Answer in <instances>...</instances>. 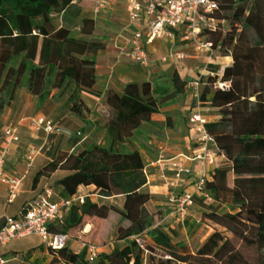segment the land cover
Wrapping results in <instances>:
<instances>
[{
	"label": "trees",
	"instance_id": "trees-1",
	"mask_svg": "<svg viewBox=\"0 0 264 264\" xmlns=\"http://www.w3.org/2000/svg\"><path fill=\"white\" fill-rule=\"evenodd\" d=\"M218 1V15L226 29L211 31L208 39L215 54L230 55L233 61L218 76L207 77L201 93L203 103L208 102L218 114L206 128L215 138L219 159L207 182L213 201L195 198L194 205L215 213L222 205L226 207L222 215L225 232L215 229L192 250L175 239L176 231L168 232L157 224L155 214L147 208L152 196L142 190L147 182L145 165L133 138L135 130L150 121L164 101L183 91L186 81L175 74L171 94L162 95L150 82L128 83L122 95L113 90L107 93V103L115 110L107 122L108 145L69 152L58 144L48 151L50 160L36 173L34 186L42 177L64 170L67 174L57 181L61 197L75 194L82 185H94L105 197L125 196L121 209L88 196L84 203L74 204L62 221L50 225L55 232L70 235L79 231L89 237L95 225L84 233L86 225L94 219L106 220L114 210L122 216L116 232L123 243L100 253L97 262L87 260L86 248L80 252L69 247L51 250L54 258L50 264H264V0ZM81 3L0 0V92L5 90L12 99L24 80L42 105L53 89H69L72 112L84 116L89 111L81 93L99 96L94 89V61L86 57L97 48L85 37H73L69 23L80 15ZM60 13L68 22L58 27L54 17ZM93 29V20L84 18L81 33L88 35ZM219 81L227 86L215 85ZM5 104L6 98L0 99V111ZM145 234L154 245L145 244ZM247 234L258 245L254 260L245 255ZM137 238L143 239L144 249Z\"/></svg>",
	"mask_w": 264,
	"mask_h": 264
},
{
	"label": "crops",
	"instance_id": "crops-1",
	"mask_svg": "<svg viewBox=\"0 0 264 264\" xmlns=\"http://www.w3.org/2000/svg\"><path fill=\"white\" fill-rule=\"evenodd\" d=\"M95 1L82 0L80 15L72 21L69 20L72 36L76 38L85 37L91 41L94 49L97 48L88 52L86 57L94 61L96 70L94 89L100 93L99 96L81 93V98L89 108V111L84 112V116L72 112L69 102V89H53L42 105H39L37 96L28 90L24 80L16 89L12 99H9L5 90L0 92V99L6 98V104L0 111V149L4 147L2 139L4 127L10 122L18 124L20 141L10 147L5 169L7 173L21 178L18 196L12 203L7 201L5 186L0 184V226L5 214H17L26 203L38 195L40 183L34 186V177L50 160L48 151L57 140L63 147L67 135L68 138L77 136L85 128L87 129L85 137L80 140H73L72 149L76 146L88 149L97 144L108 145L110 132L107 122L115 115L114 108L107 103V93L110 90L122 95L128 83L150 82L153 88H159L162 95L171 94L175 90V74H178L181 80L186 81L183 91L173 94L164 101L159 112L154 113L150 121L143 122L135 130L133 146L141 152L148 173L147 182L142 190L149 192L152 196L151 201L147 204L149 211L155 213L162 210L164 211L162 216L166 219L169 217L170 221L176 223L179 221V217L174 214V207L169 202L170 194L177 192V195H180L183 192L193 190L192 180L187 178L169 189L155 169L149 166V163L162 155L166 158L182 156L186 163L198 172L199 165L197 162L188 159L196 147L190 117L193 112L200 111L208 122L216 120L218 114L208 102L203 103L200 98L206 86L207 76H204L197 89L193 86V82L209 63L212 64V68L217 66V70L221 74L224 68L232 63V56L215 53L211 55L208 52L195 54L193 45L183 39L182 32H177L174 41L156 39L149 43L147 45L149 63L147 65L137 63L124 54V49L129 46L133 31L136 28L135 23L129 19L128 0H107L106 8L99 12L94 11ZM54 18L58 27L68 22L63 13L56 14ZM84 18H91L94 22V29L88 35L81 33ZM173 51H184L188 53V56L180 62H174L167 58L168 54ZM42 115L51 119L62 115V125H56L55 131L50 134L43 131L38 132L33 128L31 120ZM98 124L102 127L101 129ZM99 132H102L101 138L98 137ZM54 133L59 135L55 136L56 141L50 138V135ZM26 153L34 155V161L31 164H28L24 158ZM168 175L172 176V173L168 172ZM79 189L86 192L92 200L99 204L105 203L104 201L100 202V199L110 200V202L119 199L118 205L123 208L124 195L105 197L100 194L99 190L95 189L94 185H82ZM168 210L170 212L166 216L165 212ZM170 221L167 222V226L162 227L168 232H170L168 227L174 228ZM86 226L84 233L92 227L91 223ZM27 237L39 236L28 235L3 243L0 245V255L8 261V264H50L54 255L40 237L41 243L27 242L17 247L10 245L13 241ZM74 245H76L75 242L70 244L69 241V250L76 252L72 250Z\"/></svg>",
	"mask_w": 264,
	"mask_h": 264
},
{
	"label": "built area",
	"instance_id": "built-area-1",
	"mask_svg": "<svg viewBox=\"0 0 264 264\" xmlns=\"http://www.w3.org/2000/svg\"><path fill=\"white\" fill-rule=\"evenodd\" d=\"M107 0H96L94 11L99 12L106 8ZM220 3L218 0H128L127 12L129 19L135 23L130 44L124 49V54L131 60L147 65L149 63L147 45L156 39L176 40L177 32H182L185 41L193 45L194 53H215L212 41L208 39L211 31L219 28L226 29L224 19L220 18ZM184 51H173L168 54V59L180 62L187 58ZM210 64V63H209ZM207 65L194 80L196 89L200 86L204 76L216 77L220 73ZM215 85L224 87L225 82ZM193 129V140L196 143L194 152L189 161L197 162L198 172L186 163L182 156L166 158L163 155L152 160L149 166L155 169L165 185L170 189L184 178L191 179L193 190L183 192L180 195L170 194L169 202L173 205V212L177 217L184 219L190 207L194 206L195 198H201L205 202H212L213 197L207 190V182L217 162V149L215 138L207 131L206 118L200 111L193 112L190 117ZM31 124L36 131L50 134L55 131L56 123L46 116L32 118ZM2 139L4 147L0 149V184H3L7 192V201L14 202L18 196L21 178L6 172L5 163L10 147L20 141L19 126L10 122L3 129ZM24 158L31 164L34 155L26 153ZM211 170V172H210ZM172 173V176L168 175ZM146 179L148 173L144 167ZM55 193L46 188L38 194L15 215L5 214L0 226V245L12 239L28 235L39 236L50 250H60L69 246L70 235L63 232H55L50 229L51 224L62 221L70 212L74 204H82L89 196L86 192L78 190L68 197L54 198ZM138 243L144 249L142 238H137ZM87 250V260L97 262L100 250L92 244H83ZM0 264H8V261L0 255Z\"/></svg>",
	"mask_w": 264,
	"mask_h": 264
},
{
	"label": "rangeland",
	"instance_id": "rangeland-1",
	"mask_svg": "<svg viewBox=\"0 0 264 264\" xmlns=\"http://www.w3.org/2000/svg\"><path fill=\"white\" fill-rule=\"evenodd\" d=\"M52 118L54 122L56 123V125L58 126L62 125V115L55 116ZM98 126L100 127V129L102 128L99 124ZM86 130L87 129L85 128L82 129L80 134H78L77 136H73L71 138L70 137L68 138V135H67L65 139V144L63 147H62V144L59 143V140L55 138V136L57 137L59 135H57L56 133L51 134L50 138L54 139V141L57 140L54 143L53 148L57 147V145L60 144L62 148H64L65 150H68L69 152H78V151L83 150V148L78 147V146L72 149V145H73L72 142L73 140L76 141V140H80L83 137H85ZM98 137L99 138L102 137V132H99ZM65 174H67L66 171L58 170L51 175L42 177L39 180L40 185L38 187L37 193L38 194L43 193L46 188H49L55 193L54 198L59 199V197H61L60 195L61 188L58 185L57 181L59 178H61ZM173 193H175L176 195L178 194L177 192H173ZM99 201L100 202L104 201L105 203L109 205H113L121 209V207H119L118 205L120 203L119 199H115L114 202L113 201L110 202V200H103V199H100ZM213 204L215 206L217 205V203H213ZM224 209H226V207L222 205V208L219 209L215 213L213 210H208L200 205H194L189 208L187 216L184 219L179 218V221H177L176 223L173 221H170V219H168L169 217L166 219L164 216H162L164 212L162 210H158L154 214L157 220V224H160L162 227H165L168 225L167 222L170 221V223L174 225V228L168 227L169 228L168 230H170V232H172V230L177 232L178 236L175 239L184 241L185 243L190 245L192 250H196L201 245V243L206 239V237L210 233H212L215 229L225 232L224 226H223L224 220L222 218ZM169 212L170 210L165 212L166 216L167 214H169ZM121 218L122 216L119 212L112 210L109 214V217L106 220L104 221L100 219L92 220L93 222H91V225L92 226L95 225V226H94L93 232L90 234L89 237L83 236L82 232H79V231L71 232L70 237L72 240H70V244H73L74 242L76 243V245L72 247V250L76 252H78L79 250L82 251L84 248H86L82 244H87V245L92 244L99 248L100 253L110 252L113 249V246H115L116 244L123 243V241H119L117 239V232H116L117 226L121 222ZM86 227L83 229V232L86 230ZM143 238L145 240V244L154 245L153 241L146 234L143 235ZM39 239H40L39 237L22 238L20 240L13 241L10 245H15L17 247V246H22L23 244L27 242L41 243V240ZM245 242H246L245 244L249 248L245 250V255L250 260L251 258L254 260L256 257L254 250L258 249L256 239L252 234H247L245 238ZM157 253L163 254V251L161 249H157ZM57 264H62V262L60 261Z\"/></svg>",
	"mask_w": 264,
	"mask_h": 264
}]
</instances>
